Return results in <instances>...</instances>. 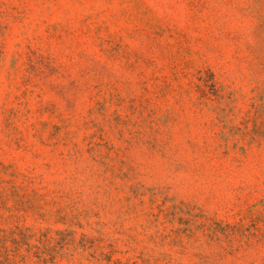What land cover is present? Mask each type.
Wrapping results in <instances>:
<instances>
[{"label":"rangeland","instance_id":"obj_1","mask_svg":"<svg viewBox=\"0 0 264 264\" xmlns=\"http://www.w3.org/2000/svg\"><path fill=\"white\" fill-rule=\"evenodd\" d=\"M0 264H264V0H0Z\"/></svg>","mask_w":264,"mask_h":264}]
</instances>
